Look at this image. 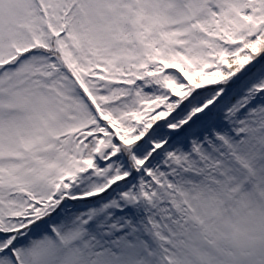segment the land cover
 <instances>
[{"label": "snow or ice", "instance_id": "snow-or-ice-1", "mask_svg": "<svg viewBox=\"0 0 264 264\" xmlns=\"http://www.w3.org/2000/svg\"><path fill=\"white\" fill-rule=\"evenodd\" d=\"M0 264H264V0H0Z\"/></svg>", "mask_w": 264, "mask_h": 264}]
</instances>
